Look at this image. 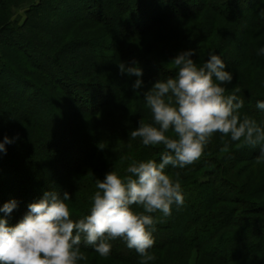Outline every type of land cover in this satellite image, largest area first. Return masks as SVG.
Wrapping results in <instances>:
<instances>
[{
    "label": "trees",
    "instance_id": "trees-1",
    "mask_svg": "<svg viewBox=\"0 0 264 264\" xmlns=\"http://www.w3.org/2000/svg\"><path fill=\"white\" fill-rule=\"evenodd\" d=\"M53 1L41 0L26 9L22 22L18 14L0 22V141L5 135L19 136L6 146V155L0 154V187L18 201L8 217L10 225L22 219L26 204L38 200L43 190L29 178L18 183L6 179L3 166L21 172L20 164L16 167L7 161L20 163L18 154L41 156L42 149L48 150L40 157L46 162L43 166L53 174L59 171V189L70 194L74 216L87 212L96 178L103 180L113 168L123 173L130 159H159V148H144L139 139H129V133L141 118L151 121L142 93L158 79L172 75L168 63L180 51L196 49V63L201 57L206 60L210 50L221 55L234 76L226 94L238 88L245 103L264 99V55H258L252 43L254 33L264 34L262 1L248 3L251 32L242 37L239 50L235 32L245 19L234 10L240 8L241 0H160L162 7L142 0H70L89 15L77 12L71 19L60 20V25L50 20L51 13L59 11L51 5ZM99 13L109 18L97 17ZM197 13L205 19L196 28L188 19ZM113 15L119 21L111 20ZM5 32L7 36H2ZM259 44L264 47V39ZM133 61L144 70L140 96L131 87L136 77L119 73V62L131 65ZM121 86L125 90L115 94ZM257 112L262 113L256 105L246 104L240 110L242 118L247 114L263 122L254 116ZM62 119L74 120L68 136L64 131L58 134L61 129L55 123ZM47 139H52L54 149ZM78 140L80 149L75 145ZM240 144L235 142L222 153L217 133L206 148L207 155L185 169H169L171 174L179 172L185 204L157 223L155 244L149 250L156 259L150 264H191L192 260L193 264H264V174L254 170L253 181L248 180L243 175L249 165L238 167L243 161L256 162L260 146ZM222 241L230 244L233 254L227 256L210 245L225 246ZM112 244L107 258L91 248L82 249L88 259L80 264H139L140 257L123 241Z\"/></svg>",
    "mask_w": 264,
    "mask_h": 264
},
{
    "label": "clouds",
    "instance_id": "clouds-1",
    "mask_svg": "<svg viewBox=\"0 0 264 264\" xmlns=\"http://www.w3.org/2000/svg\"><path fill=\"white\" fill-rule=\"evenodd\" d=\"M196 54L191 48L180 51L168 63L172 75L142 93L151 121L141 118L129 139H139L144 148H159V159H130L123 173L113 168L103 180L96 178V190L83 214L74 216L67 191L49 186L27 205L22 219L10 225L8 217L18 201L9 199L0 206V264H80L88 259L82 249L107 258L116 240L137 253L139 264H150L156 259L149 250L155 244L157 223L185 204L179 172L171 174L169 169L195 164L207 155L217 133L223 145L220 152L235 142L260 146L257 163L264 162V122L247 114L241 118L245 100L238 88L226 94L234 76L221 55L210 50L206 60L201 57L196 63ZM257 54L264 55V47ZM118 68L121 75L136 77L131 87L140 96L144 70L138 61L119 62ZM256 108L264 112V99L257 100ZM18 139L5 135L0 154L6 155V145Z\"/></svg>",
    "mask_w": 264,
    "mask_h": 264
},
{
    "label": "rangeland",
    "instance_id": "rangeland-1",
    "mask_svg": "<svg viewBox=\"0 0 264 264\" xmlns=\"http://www.w3.org/2000/svg\"><path fill=\"white\" fill-rule=\"evenodd\" d=\"M39 1H41V0H4V1L0 0V22L3 21V19L5 17L9 16V15H12V17H13L14 15H17V14L22 17L20 22L24 21L25 18H26V13H25L26 9H28V8L32 7L33 5L37 4ZM63 1H68L65 6H62L63 5L62 4ZM98 1H100V0H98ZM115 1L116 0H112V3H114ZM143 1H147L148 3L155 2L156 4H159L160 7H162L161 6L162 2L160 0H142V2ZM195 1H198L200 3V2H202L204 0H195ZM233 1L238 2V0H233ZM253 1H255V0H241V5L239 6L240 8H238L239 10L238 9L234 10L235 12L240 13L239 15L242 14L241 15L242 18L245 19L244 22L240 23L239 31L237 30L235 32L236 33L235 37H238V39L237 38L236 39H237V41H239L237 43L238 44L237 45V49L238 50L242 47V45H241L242 37L243 38L247 37L250 34V32H251V29L249 28V24H248V21L250 20L251 17L249 15V11H248L247 7L249 6L248 3H252ZM259 1H262V4H261L262 6L261 5L259 6V10L261 12V10H264V0H259ZM58 3H60V4H58ZM58 3L56 2V0H54L52 2V4H51L57 10H59L58 12L54 11L53 13H51L53 18H50V20H51V23L53 25H60L58 23L60 20L71 19L72 17H75V15H77V12L80 13V11L84 12L83 14L86 15V16L89 15V13L85 9L80 8L81 4H76V5L73 4V5H71V1L70 0H60ZM164 3L167 4L166 1H164ZM143 4H144V2H143ZM133 6L134 5L129 6V9H133ZM123 11H125V10H123ZM120 14H121V12H120ZM96 16L97 17H103V18H109V17H106L103 14L100 15V13L97 14ZM110 16L112 17V13L110 14ZM114 16L115 15H113V18L111 20H113L114 22L119 21V18L117 17L116 19H114L115 18ZM260 18H261V21L264 22V16H261ZM204 19H205L204 15H199L197 13L196 17L188 19V21H189V23H193L194 25H196L195 27L197 28V27H200L204 23L203 22ZM42 21L40 22V24L42 23ZM225 21L228 22L229 20H225ZM46 22H48V20ZM54 22H57V24H54ZM53 25H52V27H53ZM133 28H137V27H132V29ZM186 28H187V25H186ZM187 31L190 34V31L188 30V28H187ZM195 31L198 32L196 29L194 30V32ZM254 34H255V36H254L255 40L252 43L253 44L255 43V45H254L255 49L258 51V49L262 47V46H260L259 41H263V39H264L263 35L264 34L261 33V32L254 33ZM2 36H7V32L3 33ZM190 36H191V34H190ZM111 42H112V40L109 43H111ZM171 42H172V40H171ZM165 46L167 47V45H165ZM93 47L94 46H91L92 49H94ZM209 48L210 47H207V50H210ZM28 51H29V53H31L37 59V57H38L37 52H33L29 47H28ZM238 60H239V58H236L235 61H238ZM38 61H39V59H38ZM155 73H157V72L155 71ZM121 90H125L123 86H121L119 89L114 90L113 92L116 94L117 92H119ZM246 104H247V106L256 105V102L245 103V106H246ZM72 107L74 108L75 105H73ZM19 109H20V107L18 106V108H16L15 110L17 111ZM254 116L257 117V118H258V116H260L262 121L264 122V118H263L264 117V112H262L261 114L259 112H257V113L254 114ZM59 120L61 122V118L60 117H58V121ZM62 120H63V122L62 123L59 122L58 124L55 123V121H54L55 125H58V130L61 129V130H59L58 134H60L62 131H64V132H66V136H68V133H71V131H72V129H71V125L72 124L71 123H73L74 120L72 119L71 123L69 122V119H66V120L62 119ZM79 132H83V131H79ZM83 135H84V132H83ZM74 139H76V138L74 137ZM80 142H81V140H78L77 143L75 144L77 146V148H79V149L81 148V144H82V143L80 144ZM87 142L90 143L91 140L88 139ZM47 144L48 145L49 144L52 145L51 149L55 148V146L53 145L52 139H47ZM245 144L246 143H241L240 145L241 146H246L247 144L246 145ZM41 152H42V154H47L48 150L47 149H42ZM42 154H41V156L40 155H34V154H32L30 156L29 155H20V154H18L17 155L18 156L17 159L20 161V163H16V162L13 163L10 160H7V161H8V163H10V165H14L16 167H17V164H20L18 166H19V168H21V172L20 173L19 172L16 173L15 171L14 172L10 171V168H8L6 166H3L2 173L6 174V179L15 180L16 183H18L17 181H23L24 177L26 179L29 178L30 181H32L35 185L36 184H40V186H41V188L43 190L49 188V186L50 187L56 186L58 188L61 187L60 184H59V181H58V179H59L58 176L59 175H56L57 173H59V171L57 169H55L56 172L53 174L50 171H48V169L45 170L46 168L43 165L46 164V162H45V160L43 158H40V157H42ZM78 155L81 157V154H78ZM72 156L70 158H73ZM246 163H247V165H249V170H248V172H246L243 175V177L245 179H248V180L251 179L253 181V178H251V174L250 173H253L254 170H256V171L259 170V172H262V174H264V162L257 163V161L256 162L243 161L241 164H239L238 167H243L244 165L246 166ZM48 165H50V163ZM5 171H7V172L5 173ZM50 173L53 174V175H51ZM43 179H45V180H43ZM40 186H38V187H40ZM29 197H31V195H29ZM9 199H12V198L10 196L9 197L6 196L5 192L0 187V202L2 201L0 203V205H3ZM28 204L29 203H27L26 206ZM19 206H21V205H19ZM17 222H18V220L17 221H13V225H15ZM184 223H185V220L182 221V224H184ZM223 244H224V242H223ZM210 245L214 246L213 248L216 251H224L227 256H229V255L234 253V251H233L232 247L230 246V244H228V245L224 244L225 246H221L220 243L218 245H216V243L214 244V242H212V243H210ZM193 263H195L194 260H192L191 264H193Z\"/></svg>",
    "mask_w": 264,
    "mask_h": 264
}]
</instances>
